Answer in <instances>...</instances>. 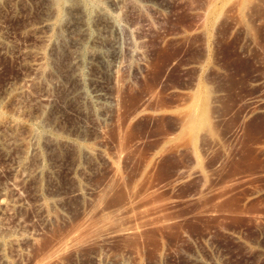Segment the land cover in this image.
<instances>
[{"label":"rangeland","instance_id":"1","mask_svg":"<svg viewBox=\"0 0 264 264\" xmlns=\"http://www.w3.org/2000/svg\"><path fill=\"white\" fill-rule=\"evenodd\" d=\"M90 1L0 0V264H264V0Z\"/></svg>","mask_w":264,"mask_h":264},{"label":"bare ground","instance_id":"2","mask_svg":"<svg viewBox=\"0 0 264 264\" xmlns=\"http://www.w3.org/2000/svg\"><path fill=\"white\" fill-rule=\"evenodd\" d=\"M46 1H47V0H46ZM63 1L66 3V4L63 3V4H64L63 6H65V5L67 6V4H69L71 0H67L69 3L66 2L65 0H51V3H50V4L55 8V10H54V12H53V14H55V16L59 13V11H60V4H61ZM72 1H73V0H72ZM75 1H76L77 3H78V2L81 3V5H82L81 8H83L85 11L88 10V9H90V6H92V2H91L90 0H78V1L75 0ZM114 1H115V3H113V4H116V3H117V5H118V7H119L120 3L118 4V0H114ZM123 1H124V0H123ZM123 1H121V2H122L121 4H123ZM127 1H128V0H126V2H127ZM129 1H130V0H129ZM93 2H94V1H93ZM110 2H111V1H110ZM79 3H78V5H79ZM95 3H96V2H95ZM42 4H43V3H42ZM73 4H76V3H73ZM111 4H112V3H111ZM94 5H96V4H94ZM66 6H65V7H66ZM68 6H69V5H68ZM121 6H122V5H121ZM121 6H120V7H121ZM65 7H64V8H65ZM79 7H80V5H79ZM79 7H77L78 10H79ZM96 7H98V6H96ZM123 7H124V6H123ZM49 8H50V7H49ZM71 8H72V6H71ZM74 8H75V7H74ZM77 8H76V9H77ZM91 8H92V7H91ZM114 8H115V7H114ZM47 9H48V8H47ZM52 9H53V8H52ZM116 9H119V8H116ZM50 10H51V9H50ZM63 10H64V9H63ZM65 10H67V9L65 8ZM80 10H82V9H80ZM104 10H105V9H104ZM120 10H121V8H120ZM71 11H72V10H71ZM91 11H92V10H91ZM93 11H94V10H93ZM117 11H118V10H117ZM67 12H69V11H67ZM73 12H74V11H73ZM94 12H95V11H94ZM102 12H103V11H102ZM76 13H77V12H76ZM78 13H80V11H79ZM95 13H97V12H95ZM98 13H99V12H98ZM105 13H106V12H105ZM61 14H62V13H61ZM61 14H60V15H61ZM100 14H101V13H100ZM114 14H115V13H114ZM44 15H45V14H44ZM63 15H66V14L64 13ZM74 15H75V12H74ZM92 15H93V12H92ZM47 16H48V15H47ZM50 16H51V18H52L53 15H49V17H46V19H45V23H44V24L47 25V27H49V26L52 24L51 21H50ZM75 16H77V15H75ZM80 16H81V15H79V17H80ZM82 16H83V14H82ZM53 17H54V16H53ZM63 17H64V16H63ZM63 17H61V18H63ZM97 17H98V16H97ZM111 17H112V16H111ZM54 18H55V17H54ZM54 18H53V19H54ZM56 18H57V17H56ZM56 18H55V19H56ZM81 18H82V17H81ZM55 19H54V20H55ZM84 19H85V18H84ZM97 19L99 20V17H98ZM112 19H113V18H112ZM56 20H57V19H56ZM58 20H59V16H58ZM60 20H61V19H60ZM84 21H85V20H84ZM91 21H93V20H91ZM101 21H102V20H101ZM101 21H100V22H101ZM104 21H105V19L103 20V22H104ZM93 22H94V21H93ZM106 23H107V22H106ZM101 24H102V22H101ZM45 25H44V26H45ZM62 25H63V24H62ZM66 26H67V25H66ZM68 26H69V25H68ZM76 26H77V25H76ZM83 26H84V25H83ZM102 26H103V25H102ZM108 26H109V25H108ZM58 27H59V26H58ZM71 27H72V26H71ZM81 27H82V26H81ZM104 27H105V26H104ZM109 27H110V26H109ZM112 27H113V25H112ZM114 27H115V26H114ZM116 27H117V26H116ZM59 28H60V27H59ZM62 28H63V27H62ZM68 28H69V27H68ZM86 28H87V27H86ZM54 29H56V32H61V29H60V31H59L57 28H53L52 30H54ZM72 29H73V28H72ZM72 29H71V30H72ZM107 29H108V28H107ZM112 29L115 30V28H112ZM52 30H51V31H52ZM57 30H58V31H57ZM65 30H66V29H65ZM116 30H117V29H116ZM73 31H74V30H73ZM86 31H87V29H86ZM86 31H85V32H86ZM117 31H118V30H117ZM49 32H50V30H49ZM74 32H76V31H74ZM110 32H111V31H110ZM118 32H119V31H118ZM50 33H51V32H50ZM52 33H54V32H52ZM64 33H65V32H64ZM64 33H63V34H64ZM116 34H117V33H116ZM48 35H49V36H52V35H50V34H48ZM71 35H72V34H71ZM53 36H54V35H53ZM46 37L48 38V36H46ZM54 37L57 38V37H60V36L58 35L57 37H56V36H54ZM61 37L63 38L62 33H61ZM61 37H60V38H61ZM49 38H50V37H49ZM52 38H53V37H52ZM52 38H51V39H52ZM66 38H67V36H66ZM71 39H72V38H71ZM75 39H76V37H75ZM84 39H85V37H84ZM84 39H83V40H84ZM47 40H48V39H47ZM59 40L61 41V39H59ZM76 40H77V39H76ZM52 42H53V41H52ZM58 42H59V41H58ZM73 42H74V41H73ZM73 42H72V43H73ZM76 42H78V41H76ZM55 43H56V42H55ZM62 43H63V42H62ZM65 43H66V42H65ZM74 43H75V42H74ZM105 43H106V42H105ZM76 44H77V43H76ZM76 44H75V45H76ZM79 44H80V43H79ZM55 45H56V44H55ZM58 45H59V44H58ZM69 46L72 47L70 44H69ZM52 47H53V48H57V47H55V46H52ZM60 47H61V46H60ZM65 47H66V45H65ZM65 47L60 48V49H64ZM67 47H68V46H67ZM75 47H77V46H75ZM68 48H69V47H68ZM68 48H65V49H68ZM74 49H75V48H74ZM74 49H72V52H71V53L69 52V53H70V54H72L73 52L76 53L77 50L73 51ZM55 50H56V49H55ZM58 50H59V49H58ZM68 50H70V49H68ZM68 50H67V51H68ZM62 51H63V50H62ZM97 51H98V50H97ZM114 51H115V50H114ZM118 51H119V50H118ZM56 52H57V51H56ZM77 52H78V51H77ZM95 52H96V51H95ZM95 52H94V53H95ZM59 53H60V51H59ZM79 53H80V52H79ZM96 53H97V52H96ZM116 53H117V52H116ZM66 54H67V53H66ZM76 54H77V53H76ZM97 54H99V52H98ZM118 54H119V53H118ZM114 55H116V54H114ZM42 56H43V55H42ZM42 56L40 57V59H38V61H35V62L33 61V62H31V63L29 64L30 70L33 72V75H31V74H26V75L24 76V79L31 80L32 82H34V71H36V72H37V71H38V72L40 71V72H39L40 75H39V73H38V75H36L37 78H38V76H41V74H42V73H41V68H42V67L44 68V63L46 62V61H45V62L43 63V61H41V60H43V58H44V57H42ZM70 56H71V55H70ZM74 56H75V55H74ZM74 56H71V57H74ZM97 56H99V55H97ZM100 56H101V55H100ZM116 56H118V55H116ZM58 57H59V56H58ZM62 57H63V56H62ZM114 57H115V56H114ZM60 58H61V57H60ZM75 58H76V56H75ZM93 58H94V57H93ZM101 58H102V57H101ZM68 59H69V58H68ZM99 59H100V58H99ZM49 60H50V59H49ZM72 60H73V59H72ZM76 60H78V59H76ZM96 60H97V59H96ZM114 60H115V59H114ZM52 61H53V60H52ZM79 61H80V59L77 61V63H78ZM117 61H118V60H117ZM55 62H58V61L56 60ZM61 62H62V60H61ZM68 62H69V60H68ZM68 62H66V63H68ZM72 62H73V61H72ZM118 62H119V61H118ZM64 63H65V62H64ZM64 63H63V64H64ZM57 64H59V63H57ZM114 64H115V63H114ZM64 65H65V64H64ZM64 65H63V66H64ZM66 65H67V64H66ZM69 65H70V64H69ZM69 65H67V66H69ZM70 66H71V65H70ZM73 66H74V70H75V69H76V68H75V65H73ZM76 66H78V65H76ZM116 66H117V65H116ZM59 67H60V66H59ZM60 68H62V70H63V67H60ZM69 68H70V67H69ZM113 68H114V67H113ZM113 68H112V69H113ZM71 69H73L72 66H71ZM78 69H79V68H77V70H75V72L78 71ZM114 69H115V68H114ZM53 70H54V68H53ZM42 71H43V70H42ZM50 71H51V70H50ZM54 71L58 72L57 69H55ZM69 71H70V70H69ZM72 71H73V70H72ZM60 72H61V71H60ZM62 72H63V71H62ZM66 72H67V71H66ZM53 73H54V72H52V75H53ZM63 73H65V72H63ZM71 73H72V72H71ZM73 73H74V71H73ZM73 73H72V75H74ZM77 73H78V72H77ZM77 73H76V74H77ZM112 73H113V72H112ZM35 74H37V73H35ZM57 74H59V73H57ZM57 74H56V75H57ZM79 74H80V73H79ZM50 75H51V74H50ZM52 75H51V76H52ZM54 75H55V73H54ZM53 77H54V76H53ZM53 77L50 78L51 80L48 78L49 82H50V81L52 82L53 79H55V78H53ZM74 77H75V76H74ZM113 77H114V76H113ZM59 78H60V77H59ZM62 81H63V80H62ZM46 82H47V81H46ZM54 82H56V81H53L52 83H47L46 86H45V84H43V86H45L44 89H45L46 93L50 94L49 92H54V91H53V88H54L55 85H56V89H57L58 86H59V87L61 86L60 83H59V80L56 82V84H54ZM82 85H83V84H82ZM62 86H63V87H60L59 91H58V90H57V91H58V94H60V96H61L63 102H68V100H70L71 98L74 99L76 96H78V98H79V96H80V97L83 96V98L85 99V96L83 95V93H84L83 90L81 91V90L76 89V88L81 87V85H80L79 87L77 86V87L74 88V89H73V87H72V89L69 88V89H71L70 91H69V89H68L67 86H66L67 89H66V87H65L66 90L64 89V86H65V85L62 84ZM61 88H62V90H61ZM13 89H14L13 92H14V97H15V98H18L17 96L20 97L23 93H25V91L27 92V88L24 87V86L21 85V84H20L19 86H16V88L13 87ZM42 89H43V88H42ZM8 90L10 91V88H9ZM11 90H12V89H11ZM60 90H61V91H60ZM84 90H85V89H84ZM11 92H12V91H11ZM11 92H10V94H11ZM32 92H34V90H33ZM55 92H56V91H55ZM82 92H83V93H82ZM51 94H53V93H51ZM58 94H56V95H58ZM84 94H85V93H84ZM98 94H99V93H98ZM15 95H16V96H15ZM85 95H86V94H85ZM48 96L51 97V95H48ZM54 96H55V95H54ZM8 97H9V96H8ZM54 98H55V97H54ZM54 98H52L51 100H53ZM111 98H112V97H111ZM113 99H114V98H113ZM113 99H112V100H113ZM33 100H34V99H33ZM49 100H50V99H49ZM47 101H48V100H47ZM54 104H55V103H54ZM57 104H58V103H57ZM57 104H56V105H57ZM63 105H64V104H63ZM58 106H59V104H58ZM78 106H79V105H78ZM90 106H91V105H90ZM54 107H55V105H54ZM74 107H75V106H74ZM80 107H81V109H82V107L84 108V106H80ZM80 107H79V108H80ZM79 108H78V109H79ZM89 108H92V107H89ZM76 109H77V107H76ZM76 109H75V110H76ZM78 109H77V110H78ZM41 110H42V109H41ZM46 110H47V109H46ZM79 110H80V109H79ZM79 110H78V113H79ZM82 110H84V109H82ZM92 110H93V109H92ZM55 111H56V108H55ZM55 111L52 110L53 113H54ZM84 111H85V110H84ZM46 112H47V111H46ZM60 112H61V111H60ZM92 112H93V111H92ZM92 112H91V113H92ZM42 113H43V112H42ZM64 113H65V112H64ZM32 114H33V113H32ZM84 114H85V113H84ZM84 114L81 113L80 115H84ZM42 115H43V114H42ZM42 115H41V117H42ZM49 115H50V112H49ZM51 115H52V114H51ZM89 115H90V114H89ZM92 115H93V114H92ZM92 115H91V116H92ZM0 116H1L0 118H2V115H1V114H0ZM47 116H48V115H47ZM58 116H60V115H58ZM61 116H62V115H61ZM38 117H39V116H38ZM54 117H56V118H60V117H57V116H55V115H54ZM95 117H96V116H95ZM33 118H34V116H33ZM47 118H48V117H47ZM61 118H62V117H61ZM89 118H90V117H89ZM35 119H36V118H34V120H35ZM38 119H39V118H37V120H38ZM54 119H55V118H54ZM90 119H91V118H90ZM94 119H95V118H94ZM32 120H33V119H32ZM41 120L44 121V118H42ZM48 120H52V119H51V116L49 117ZM58 120H59V119H58ZM43 121H42V122H43ZM59 121H60V120H59ZM59 121H57V122H59ZM64 121H65V120H63V122H64ZM91 121H92V120H91ZM97 121H98V120H96V122H97ZM39 122H40V121H39ZM76 122H77V121H76ZM92 122H93V121H92ZM96 122L94 121V123H96ZM46 123H47V122H46ZM48 123H49V122H48ZM50 123H51V122H50ZM55 123H56V122H55ZM61 123H62V122H61ZM61 123H59V124L56 123V124H58V126H60ZM33 124H34V122H33ZM40 124H42V123L40 122ZM43 124H44V123H43ZM53 124H54V121H53ZM77 124H78V123H77ZM30 125H31V124H30ZM45 125H46V124H45ZM50 125H51V124H50ZM62 125H63V124H62ZM62 125H61V127H62ZM92 125H93V124H92ZM31 126H32V125H31ZM31 126H30V127H31ZM33 126H34V125H33ZM33 126H32V127H33ZM39 126H40V125H39ZM42 126H43V125H42ZM42 126H41V127H42ZM54 126H55V125H54ZM93 126H94V125H93ZM95 126H97V125H95ZM98 126H99V125H98ZM44 127H46V126H44ZM70 127H71V126H70ZM74 127H75V126H74ZM87 127H88V126H87ZM33 128H34V127H33ZM56 128H57V127H55V130H56ZM67 128H68V127H67ZM59 129H61V128H59ZM72 129H73V128H72ZM72 129H70V130L72 131ZM74 129L76 130V127H75ZM74 129H73V130H74ZM84 129H85V128H84ZM43 130H45V129H43ZM63 130H64V129H63ZM79 130H80V129H79ZM82 130H83V129H81V131H82ZM45 131H46V130H45ZM65 131H66V128H65ZM65 131H64V133H62V134H65ZM68 131H69V130H68ZM68 131H67V132H68ZM34 132H35V131H34ZM41 132H42V131H41ZM43 132H44V131H43ZM62 132H63V131H62ZM30 133H31V130H30ZM32 133H33V131H32ZM32 133H31V134H32ZM37 133H38V132H36V134H37ZM71 133H72V132H71ZM73 133H74V132H73ZM76 133H77V135H78L80 132L78 133V131H77ZM51 134H52V133H51ZM66 134H67V133H66ZM68 134H69V133H68ZM40 135H41V134H40ZM40 135H39V136H40ZM69 135H71V134H69ZM72 135H73V134H72ZM74 135H75V134H74ZM81 135H82V134H81ZM31 136H32V135H31ZM63 136H64V135H63ZM75 136H76V135H75ZM75 136H74V138H75ZM32 137H33V136H32ZM36 137H37V136H35V138H36ZM67 137H68V136H67ZM69 137H70V136H69ZM80 137H81V136H80ZM48 138H49V137H48ZM52 138H53V137H52ZM74 138H73V139H74ZM77 138H78V137H77ZM32 139H33V138H32ZM49 139H50V138H49ZM65 141H66V140H65ZM67 142H68V141H67ZM72 142H74V141L71 140V143H72ZM68 143H69V142H68ZM35 144H36V143H35ZM37 144H39V143H37ZM37 144H36V145H37ZM74 144H75V143H74ZM30 145H32V144H30ZM76 145H77V144H76ZM79 145H80V144H79ZM81 145H82V143H81ZM32 146H33V145H32ZM37 146H38V145H37ZM37 146H36V147H37ZM39 146H40V145H39ZM85 146H87V147H86L87 149L89 148L88 145H85ZM74 147H76V146H74ZM40 148H41V146H40ZM40 148L38 147V150H39ZM83 148H84V147H83ZM93 148H94V147H93ZM87 149H86V151L88 152V155H87V156H89V155H91V154H89V153H91L92 151L89 150L90 148H89L88 150H87ZM36 150H37V149H36ZM79 150H80V149H79ZM82 150H83V149H82ZM40 151H41V150H40ZM83 151H84V150H83ZM83 151H81V152H83ZM93 151H94V150H93ZM95 151H96V150H95ZM37 152H38V151H37ZM41 153H42V151H41ZM41 153H40V154H41ZM84 153H85V152H83V154H84ZM86 154H87V153H86ZM92 154H93V153H92ZM81 155H82V154H81ZM83 156H85V154H84ZM40 157H41V156H40ZM81 157H82V156H81ZM85 157H86V156H85ZM78 158H79V156H78ZM78 158H76V159L78 160ZM39 159H40V158H39ZM76 159H74V160H76ZM82 159H83V158H82ZM82 159H81V161H82ZM30 160H31V159H30ZM32 160H33V159H32ZM77 160H76V161H77ZM78 161H79V160H78ZM78 161H77V162H78ZM81 161H80V162H81ZM33 163H34V162H33ZM30 164H31V163H29V165H30ZM82 164H83V161L81 162V165H82ZM31 165H33V164H31ZM31 165H30V166H31ZM35 165H36V164H35ZM35 165H34V166H35ZM38 165H39V164H38ZM78 166H79V165L77 164V167H78ZM14 167H15V166H14ZM19 167H20V166H19ZM38 167H40V165H39ZM74 167H75V166H74ZM17 168H18V167H17ZM35 168H36V166H35ZM13 169H14V168H13ZM74 169H75V168H74ZM77 170H78V172L80 171L78 168H77ZM15 171H16V170H15ZM28 171H30V170L28 169ZM31 172H32V171H31ZM31 172H30V173H31ZM73 172H74V171H72V173H73ZM75 172H76V171H75ZM30 173L28 174V172H27V174H25V175H23V176L21 177L23 183L26 181L27 178H29L28 176L31 175ZM53 173H54V172H53ZM79 174H80V173H79ZM33 176L35 177V176H37V175H33ZM75 176H76V175H75ZM79 177H80V176H79ZM39 178H40V177H39ZM31 179H32V178H31ZM51 179H52V178H51ZM27 180H28V179H27ZM32 180H34V178H33ZM51 181H52V180H51ZM53 181H54V180H53ZM51 183H52V182H51ZM81 185H82V184H81ZM77 189H78V188H77ZM80 190H81V189H80ZM35 192H36V191H35ZM39 192H40V191H39ZM77 192L81 195L82 198H84V197H85V194H86V189H85L84 191L82 190L81 192H79V190H77ZM54 193H55V192H54ZM40 195H41V194H40ZM59 195H60V194H59ZM37 196H38V198H39V194H38ZM40 197H43V196H40ZM60 197H61V196H60ZM51 198H52V196H51ZM40 199H41V198H40ZM40 199H39V201H40ZM56 199H57V198H56ZM13 200H14V199H13ZM13 200H12V202H14ZM37 200H38V199H37ZM42 200H44V199H42ZM16 201L22 203V201H21L20 199H19V200H15V202H16ZM55 201H56V200H55ZM15 202H14V203H15ZM43 202H46V201H43ZM52 202H53V201H52ZM0 203H1V202H0ZM21 203H20V205H21ZM12 204H13V203H12ZM65 204H68L65 200H60L59 202H57V205H60V206L63 208V210H64L65 213H66V212L68 213V212H70V211H66V209L64 208ZM15 205H16V204H15ZM18 205H19V203H18ZM0 206H1V205H0ZM43 206L46 207L45 204H44ZM1 207H3V206H1ZM40 207H41V206H40ZM65 207H67V206H65ZM50 214H52V212H51ZM54 214H55V213H54ZM67 215H68V214H67ZM67 215H66V216H67ZM63 216H64V214H63ZM68 216H69V215H68ZM64 217H65V216H64ZM52 219H54V217H53ZM55 219H56V218H55ZM107 228H108V227H107ZM111 228H112V227H111ZM115 228H116V227H115ZM115 228H114V230H115ZM105 229H106V228H105ZM116 230H117V228H116ZM116 230H115V231H116ZM101 231H102V230H101ZM105 231H106V230H105ZM115 231H113V232H115ZM108 232L110 233V230H108ZM113 232H112V229H111V233H113ZM117 232H118V231H117ZM18 233L22 234L21 231H19V229L9 228V227L6 225V223L3 222V221L0 219V247H5V244L7 243V241H9V239L11 240V242H14V243L18 242V241L20 240V237H19V236H21V235H19ZM109 233H108V234H109ZM108 234H107V235H108ZM115 234H116V233H115ZM115 234H114V235H115ZM94 236H95V235H94ZM96 236H97V234H96ZM96 236H95V237H96ZM104 236H106L105 233H104ZM111 236H112V235H111ZM91 237H92V236H91ZM91 237H90V238H91ZM95 237H94V238H95ZM109 237H110V236H109ZM7 238H9V239H8L7 241H5ZM110 238H111V237H110ZM101 239H104V238L100 235L99 237H98V236L96 237V240H97V241L94 240V239H93V241L98 242V240H99V242H100ZM89 240H90V239H89ZM72 241H73V240H72ZM74 241H75V240H74ZM103 241H104V240H103ZM103 241H101V242H103ZM70 243H71V242H70ZM77 243H78V242H77ZM77 243H76V244H77ZM72 244H73V243H72ZM72 244H71L70 246H72ZM76 244H75V245H76ZM73 245H74V244H73ZM66 246H67V245H66ZM112 263H113V262H111V264H112ZM114 264H116V263H114Z\"/></svg>","mask_w":264,"mask_h":264}]
</instances>
